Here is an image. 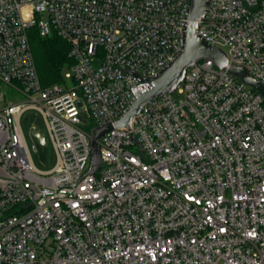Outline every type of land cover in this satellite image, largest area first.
<instances>
[{"label": "built area", "instance_id": "2783aa9c", "mask_svg": "<svg viewBox=\"0 0 264 264\" xmlns=\"http://www.w3.org/2000/svg\"><path fill=\"white\" fill-rule=\"evenodd\" d=\"M189 3L0 0V264H264V94L212 60L104 134L80 181L92 129L149 87L131 70L157 75L180 53ZM199 25L264 86V0H210ZM34 28L70 45L62 84L42 85ZM29 110L55 149L48 171L21 127Z\"/></svg>", "mask_w": 264, "mask_h": 264}, {"label": "water", "instance_id": "95a60500", "mask_svg": "<svg viewBox=\"0 0 264 264\" xmlns=\"http://www.w3.org/2000/svg\"><path fill=\"white\" fill-rule=\"evenodd\" d=\"M209 2L210 0H190L183 27V47L180 53L170 63L162 67L157 75L143 79L139 76V73L131 70L130 74L137 77L142 83L147 82L149 87L133 98L118 121L92 129V139H90L92 147L91 168L88 169L80 181L88 173H94L102 163L98 144L102 136L114 128H127L131 130L133 119L139 115L141 109L155 99L161 98L169 93H174L177 86L185 78L187 70L198 61L204 59L212 60L218 69H229L230 73L235 77H240L245 83L254 86L264 94V86L260 81L253 79L249 72L242 66L239 67L234 64L229 66L225 52L218 47L211 46L198 34L200 30L199 22L202 21L208 12ZM0 35L4 40L5 47H7L4 33L0 32ZM33 135L39 139L42 145H45L46 136L42 131H33Z\"/></svg>", "mask_w": 264, "mask_h": 264}, {"label": "trees", "instance_id": "16d2710c", "mask_svg": "<svg viewBox=\"0 0 264 264\" xmlns=\"http://www.w3.org/2000/svg\"><path fill=\"white\" fill-rule=\"evenodd\" d=\"M29 39L42 85L62 84L64 71L74 63L70 45L56 34L42 37L37 28L30 30Z\"/></svg>", "mask_w": 264, "mask_h": 264}, {"label": "rangeland", "instance_id": "374dc122", "mask_svg": "<svg viewBox=\"0 0 264 264\" xmlns=\"http://www.w3.org/2000/svg\"><path fill=\"white\" fill-rule=\"evenodd\" d=\"M99 64L100 61L96 60V62H94V67L98 68ZM21 127L27 144L32 149V157L37 169L40 171H48L52 169L57 162V157L42 115L35 110L27 111L21 119ZM32 127H36L46 134L45 145H42L37 138L31 135ZM34 144L37 145V152L33 151Z\"/></svg>", "mask_w": 264, "mask_h": 264}]
</instances>
